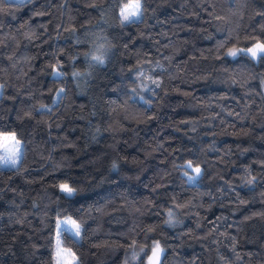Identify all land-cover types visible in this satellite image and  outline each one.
Returning a JSON list of instances; mask_svg holds the SVG:
<instances>
[{
	"label": "trees",
	"instance_id": "trees-1",
	"mask_svg": "<svg viewBox=\"0 0 264 264\" xmlns=\"http://www.w3.org/2000/svg\"><path fill=\"white\" fill-rule=\"evenodd\" d=\"M130 1L0 0V264H264V0Z\"/></svg>",
	"mask_w": 264,
	"mask_h": 264
},
{
	"label": "snow or ice",
	"instance_id": "snow-or-ice-1",
	"mask_svg": "<svg viewBox=\"0 0 264 264\" xmlns=\"http://www.w3.org/2000/svg\"><path fill=\"white\" fill-rule=\"evenodd\" d=\"M21 3H23V0H21ZM130 8H134V11H129ZM141 9V3L140 0H136L134 5H127L125 8L121 10V16L123 17L124 22L127 23H134L139 18L142 16V12L140 11ZM222 47V46H221ZM227 57L229 58H237L238 56H248L251 59L254 60H259L261 62H264V42H257L253 46L245 49H229L226 53ZM96 61L98 63H103V60L101 57H95ZM53 75H60L59 72L53 73ZM140 75H144V73H140ZM153 83H157L156 81H153ZM63 92V89L60 90ZM6 140H11L14 142L13 148L9 149L10 155L3 158L4 163L8 164L11 163L13 166H15L18 163V153H19V145H20V140L16 138V135L13 133L10 137H5ZM189 167H192V163L189 162ZM195 172L197 174L201 173V168L196 167ZM195 179V177H193ZM255 180V177L253 178V181ZM253 181H250L249 183H252ZM60 189L62 192L66 193L68 197H71L75 193V189L72 187H69L67 184H62L60 185ZM171 216V213H169ZM71 224V228L65 227V225ZM63 232H71L72 236L75 238H79L82 233V226L81 224L77 223L75 220H65L61 222V227L58 228L57 230V251H56V256L60 257L63 252L65 251L63 248H61V240H60V235ZM142 252H144V255L147 259V264H160V259L161 256L164 252V249L160 247L159 243L157 242L151 249L150 255L148 252H145L144 249H141ZM73 256H75V253H72ZM56 264H62V261L58 258L56 260ZM141 264H143V260L141 261Z\"/></svg>",
	"mask_w": 264,
	"mask_h": 264
},
{
	"label": "rangeland",
	"instance_id": "rangeland-1",
	"mask_svg": "<svg viewBox=\"0 0 264 264\" xmlns=\"http://www.w3.org/2000/svg\"><path fill=\"white\" fill-rule=\"evenodd\" d=\"M16 1H21V0H16ZM24 1V0H23ZM135 2H136V0H131L130 1V3H128V4H126L125 6H127V5H134L135 4ZM140 3H141V1H140ZM125 6H123V8H125ZM122 8V9H123ZM121 9V10H122ZM135 9L134 8H130L129 9V11H134ZM140 11L142 12V7H141V9H140ZM122 17V16H121ZM122 19H123V17H122ZM140 19V18H139ZM124 21V20H123ZM235 49H242V48H235ZM246 50V49H245ZM263 87H264V82H263ZM1 87H0V96H1ZM13 133H11V132H5V133H1V135H0V166L1 167H3V168H6V167H10V168H17L18 166H19V164H20V161H21V159H22V142H21V140L17 137V135H16V138L18 139V140H20V145H19V153H18V163L15 165V166H13L11 163H8V164H5L4 163V159L3 158H5V157H7V156H9L10 155V153H9V149H12L13 148V145H14V142L13 141H11V140H6L5 139V137L7 136V137H10L11 135H12ZM194 166V165H193ZM196 167H199V168H201L200 166H196ZM193 168V167H192ZM195 169V168H194ZM201 172H202V168H201ZM201 174V173H200ZM200 174H195V175H192V174H188V180H189V182L190 183H194L195 181H196V179L198 178V176L200 175ZM193 177H195V179H193ZM62 184H67V185H69L68 183H61V185ZM69 187H71L70 185H69ZM73 188V187H72ZM65 220H75L72 216H63V217H59L58 219H57V223H56V230H55V235H54V264H56V260L59 258L61 261H62V264H78V259H77V256H76V254H75V256H73L72 255V253H75L74 251H73V249H71V248H69V247H66L65 245H63V239H62V235H63V233H61V235H60V240H61V248H63L65 251L63 252V254L60 256V257H57L56 256V251H57V230H58V228H60L61 227V222L62 221H65ZM76 221V220H75ZM77 222V221H76ZM78 223V222H77ZM65 227H68V228H71L72 226H71V224H69V225H65ZM71 233V232H70ZM81 237H82V233H81V236L79 237V238H77L78 240H80L81 239ZM159 243V245H160V247L161 248H163L162 247V244H161V242L159 241V240H153L152 241V244H151V248L156 244V243ZM164 249V248H163ZM164 253V252H163ZM151 254V253H150ZM162 256H163V254H162ZM162 256H161V258H162ZM160 261H161V259H160Z\"/></svg>",
	"mask_w": 264,
	"mask_h": 264
}]
</instances>
